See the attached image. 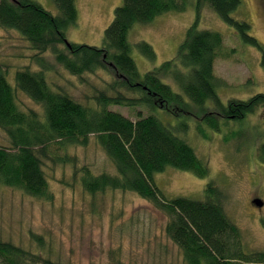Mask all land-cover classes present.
<instances>
[{"label":"trees","instance_id":"obj_1","mask_svg":"<svg viewBox=\"0 0 264 264\" xmlns=\"http://www.w3.org/2000/svg\"><path fill=\"white\" fill-rule=\"evenodd\" d=\"M53 1L59 11L56 15L35 0H0V26L18 31L39 54L33 56L39 69L30 64L16 71V88L8 79V69L0 65V128L10 141V145H0V184L52 200L45 161L71 165L75 182L79 179L90 194L133 192L167 214L170 220L165 231L180 248L184 264H264V251L247 250L242 230L225 211L226 197L213 181L204 188L202 199L167 197L156 183V175L168 168L201 179L210 176L208 161L181 135L191 130L192 118L197 117L192 111L202 118L195 122L198 135L211 140V131L221 129L220 119L243 120L264 108V93L223 103L214 75L223 38L199 27L201 10L209 5L245 43L262 48L250 33V24L231 15L242 0H197L195 22L177 57L146 74L132 55V29L164 13L183 11L190 0H123L105 30L101 47L70 42L66 32L77 23L76 0ZM136 46L147 59L156 58L149 43ZM48 52L78 78L107 70L115 72L116 79L95 93L90 104L83 103L63 89L53 88L47 74L53 65L40 55ZM20 91L41 112L32 107L23 110ZM114 105L139 109L138 119L109 109ZM140 108L148 114L143 115ZM92 136L114 163L115 174L97 175L88 165H77L72 148L87 146ZM55 145L63 154L50 149ZM258 154L264 161V142ZM34 260L24 249L0 241V264H31Z\"/></svg>","mask_w":264,"mask_h":264},{"label":"rangeland","instance_id":"obj_2","mask_svg":"<svg viewBox=\"0 0 264 264\" xmlns=\"http://www.w3.org/2000/svg\"><path fill=\"white\" fill-rule=\"evenodd\" d=\"M35 1L55 15L59 13L53 0ZM196 2L190 0L185 10L164 13L153 22L132 29L129 36L132 55L141 73L177 57L187 31L195 22ZM122 3L123 0H76L78 19L67 30V39L101 47L105 30ZM231 15L250 24V33L262 48L245 43L240 33L209 5L202 8L199 27L216 31L223 38L214 61V75L224 104L264 93V0H242ZM142 42L153 47L154 60L146 59L138 50L136 45ZM36 54L18 31L0 26V65L8 69V79L15 88L17 70L30 64L39 69L33 61ZM40 55L53 65L54 69L47 73L53 88L63 89L86 104L116 79V73L107 70L81 79L57 64L50 52ZM165 79L175 85L170 78ZM18 97L23 110L32 107L41 112L21 91ZM109 109L131 120L138 119L139 109L119 105ZM192 112L197 117L192 118L191 130L181 135L208 161L210 176L201 179L191 172L168 168L156 175L157 186L170 198L202 199L204 188L213 181L226 197L225 211L242 230L247 250L264 251V161L258 154L264 142V108L243 120L220 119L221 129L211 131V140L198 135L195 122L202 118ZM147 114L144 110L143 115ZM0 145H10L1 128ZM50 149L63 154L56 145ZM71 152L78 157L79 167L88 165L97 175L116 173L114 163L94 136L87 146L72 148ZM44 169L49 190L54 194L52 200L0 184V241L33 255L35 260L31 264H44V260L59 264H184L180 248L165 231L170 217L150 201L122 190L92 195L79 179L75 182L71 165L46 160ZM255 200L263 205L258 206Z\"/></svg>","mask_w":264,"mask_h":264},{"label":"water","instance_id":"obj_3","mask_svg":"<svg viewBox=\"0 0 264 264\" xmlns=\"http://www.w3.org/2000/svg\"><path fill=\"white\" fill-rule=\"evenodd\" d=\"M255 203H256L258 206H262V205H263V202H262V201H259V200H255Z\"/></svg>","mask_w":264,"mask_h":264},{"label":"bare ground","instance_id":"obj_4","mask_svg":"<svg viewBox=\"0 0 264 264\" xmlns=\"http://www.w3.org/2000/svg\"><path fill=\"white\" fill-rule=\"evenodd\" d=\"M144 56V55H143ZM145 57V56H144ZM146 58V57H145ZM147 59V58H146Z\"/></svg>","mask_w":264,"mask_h":264}]
</instances>
